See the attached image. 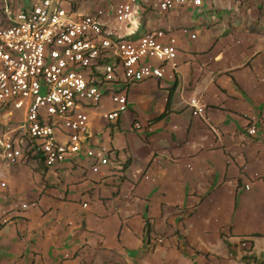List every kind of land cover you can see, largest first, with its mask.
<instances>
[{"label":"crops","instance_id":"crops-1","mask_svg":"<svg viewBox=\"0 0 264 264\" xmlns=\"http://www.w3.org/2000/svg\"><path fill=\"white\" fill-rule=\"evenodd\" d=\"M76 1L83 13L114 2ZM148 21L175 39V65L129 84L114 124L107 97L86 109L115 170L0 160V264H264V0L187 4ZM191 101L205 113L193 116Z\"/></svg>","mask_w":264,"mask_h":264},{"label":"built area","instance_id":"built-area-1","mask_svg":"<svg viewBox=\"0 0 264 264\" xmlns=\"http://www.w3.org/2000/svg\"><path fill=\"white\" fill-rule=\"evenodd\" d=\"M209 1L114 0L106 5L101 1L87 13L76 0H28L15 11L3 2L0 160L12 168L33 161L51 168L83 158L93 173L114 169V150L92 143L86 109L107 97L113 107L103 118L114 124L128 109V85L162 79L164 65L174 66L177 55L176 41L166 31L126 26L139 19L144 27L152 14L187 4L201 9ZM108 5L111 8L106 9ZM108 17L123 35L111 31ZM189 37L195 39V34ZM190 106L193 116L205 113L195 101ZM256 130L252 118L246 133L253 136ZM6 189L0 167V193ZM29 205L33 204L21 202L19 208ZM8 222L6 214H0V228ZM162 240L156 237L151 243L159 245ZM249 247L247 241L239 243L241 252Z\"/></svg>","mask_w":264,"mask_h":264},{"label":"rangeland","instance_id":"rangeland-1","mask_svg":"<svg viewBox=\"0 0 264 264\" xmlns=\"http://www.w3.org/2000/svg\"><path fill=\"white\" fill-rule=\"evenodd\" d=\"M13 4H17L18 7H21V6H26L28 5V0H22V2H20V0H10ZM9 1V2H10ZM20 2V3H19ZM114 26L116 27V25L114 24ZM143 27V22L141 20H136L134 24H129L128 26H126V29L127 30H136V29H141ZM153 27V24L151 21H148L144 27V30L147 31L148 29L152 28Z\"/></svg>","mask_w":264,"mask_h":264},{"label":"trees","instance_id":"trees-1","mask_svg":"<svg viewBox=\"0 0 264 264\" xmlns=\"http://www.w3.org/2000/svg\"><path fill=\"white\" fill-rule=\"evenodd\" d=\"M162 115H160V116H158V117H156L155 119H158L159 117H161Z\"/></svg>","mask_w":264,"mask_h":264}]
</instances>
